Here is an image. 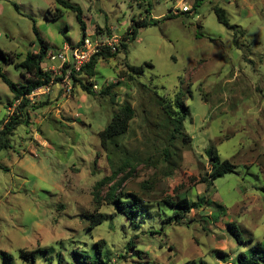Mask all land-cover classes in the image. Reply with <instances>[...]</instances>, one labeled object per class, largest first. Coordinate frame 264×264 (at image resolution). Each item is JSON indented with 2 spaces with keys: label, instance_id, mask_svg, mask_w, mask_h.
Returning a JSON list of instances; mask_svg holds the SVG:
<instances>
[{
  "label": "rangeland",
  "instance_id": "rangeland-1",
  "mask_svg": "<svg viewBox=\"0 0 264 264\" xmlns=\"http://www.w3.org/2000/svg\"><path fill=\"white\" fill-rule=\"evenodd\" d=\"M68 1L81 8L86 34L122 40L132 18L151 23L127 38L125 52L96 62L93 91L72 84L66 94L56 81L31 98L35 107L0 148V264H86L84 255L97 257L99 238L115 264H239L241 252L249 256L264 242V0ZM213 6L225 9L232 28ZM76 15L54 0H0V48L18 54L17 62L37 51L33 25L49 50L74 44L83 33ZM49 63L45 57L41 66ZM127 63L143 65L142 75L102 94ZM0 73L1 120L14 108L4 76L24 82L30 74L2 59ZM177 94L189 107L182 130L190 142L173 140L177 154L153 164L147 158L158 155L169 132L160 98ZM125 102L134 116L120 141L135 168L124 190L147 202L131 219L112 204L102 207L106 216L92 228L94 184L111 171L99 132ZM209 145L235 164L211 184L198 181L210 168ZM114 151L117 161L122 153ZM177 194L210 203L166 222L176 208L161 200ZM232 221L239 238L228 228ZM21 249L35 250V260H24Z\"/></svg>",
  "mask_w": 264,
  "mask_h": 264
},
{
  "label": "trees",
  "instance_id": "trees-1",
  "mask_svg": "<svg viewBox=\"0 0 264 264\" xmlns=\"http://www.w3.org/2000/svg\"><path fill=\"white\" fill-rule=\"evenodd\" d=\"M56 3L62 5L63 7L70 8L77 12V19L82 27V37L85 35V24L82 19L81 8L78 5L72 4L68 0H54ZM202 0H195V4L200 3ZM213 10L216 14L217 20L228 28L233 26L229 23V19L226 15L225 9L220 6H213ZM61 10H56L53 16L61 14ZM182 11V10H181ZM189 11V10H188ZM182 11V12H188ZM151 22L146 19H131L130 24L126 29V34L122 38L119 46L116 47L115 51H110L108 49L96 52L93 54L88 63H86L80 72L72 73L73 86L79 84L81 89L87 93L93 91V85L95 84L91 81V77L94 74V67L99 59H109L115 56L120 51L127 50V43L125 42L127 38L132 41L136 38L140 28L149 25ZM33 30L37 34L39 41V48L37 51H29L26 53L25 57L16 61L14 56L18 55L12 52L4 51L0 48V59L5 61L13 62L15 67L22 68V72L25 71L30 74V76L25 78L24 82H14L4 76L5 82L8 84L9 89L13 93V99L9 101L8 106H13L14 109L11 113H8L6 117L0 120V148L7 147L9 145L10 135L16 126L21 123L29 114L28 107H35L33 102L28 98V94L38 86L49 83L51 80L56 82L59 77L54 75L51 70L44 69L41 66V62L46 56L49 50V44L42 37L38 35V30L35 25H33ZM78 41V42H80ZM147 65L151 66L150 62H146ZM126 68L120 70L116 76L119 77L116 82L110 84L107 83L102 89V94H108L109 90L114 87L121 78L133 79L143 73V65L134 66L130 64L125 65ZM2 75V73H0ZM82 75V78L79 76ZM25 74L23 73V77ZM160 98L159 104L161 105V112L164 127L169 131L168 137L164 145H162L161 150L158 151V155L149 154L148 161L153 164H157L160 157L168 161L169 157L177 154L174 148L173 140H180L181 144H186L190 142L188 135L182 130L183 121L189 115V107L185 104L183 98L177 94L173 98L163 97ZM18 100V103L14 104V101ZM134 116V109L132 106L125 102L119 106L113 113L111 120L108 124L99 132L100 143L102 148L107 153V161L110 165V173L105 174L103 177L98 179L92 191L94 211L89 215L90 227H95L100 224L105 218L106 214L102 211V207H109L111 204L114 205V209L122 212L127 218L131 219L138 216L142 206L146 204L141 195L138 193H129L124 189V183L133 174L135 165L132 163L131 156L129 157L127 152H124V143L120 139L125 135L128 130L129 123ZM173 142V144H172ZM171 147L173 150H171ZM120 150L122 155L117 158V161L113 158L115 149ZM156 150V149H155ZM205 154L208 157L210 168L205 171L203 175L200 176L198 181L206 182L207 184L213 183V181L222 176L227 172H233L235 170V164L228 159H221L216 149L209 145L205 148ZM174 165V162L172 164ZM145 187L149 188L146 184ZM264 190V187H263ZM102 192V193H101ZM165 204L175 207L176 210L172 214L165 216L164 220L166 222H179L182 220L187 213L192 209H198L203 207L204 204H209L210 201L204 196H200L195 200H189L186 196H181L177 194L176 196L167 195L161 200ZM228 228L237 238H239V228L235 222H229ZM95 248L97 251V257L89 258L85 257L86 264H115L111 263V259L105 257L106 242L104 239L99 238L95 241ZM104 250V252H103ZM252 254L247 256L245 253H240L238 255L239 264H264V242H258L253 245ZM22 258L26 261L35 260V250H23L21 249ZM219 254L224 255L225 253L219 250ZM184 264H196L193 260H188ZM198 264H205L204 261H200Z\"/></svg>",
  "mask_w": 264,
  "mask_h": 264
},
{
  "label": "built area",
  "instance_id": "built-area-1",
  "mask_svg": "<svg viewBox=\"0 0 264 264\" xmlns=\"http://www.w3.org/2000/svg\"><path fill=\"white\" fill-rule=\"evenodd\" d=\"M190 9L191 7L188 4L182 2V11H188ZM78 41L74 44L64 43L61 48H58L56 50H48L45 56L50 61V63L45 68H43L51 70L54 75L59 77V80L57 82L61 84L60 88L66 94L69 93L72 89L73 72H80L82 67L89 62L91 56L96 52L106 49L115 51L116 47L119 46L122 40L121 37L117 34L109 32L106 34L85 33L82 40L80 42ZM53 83L54 82L51 80L47 84L38 86L28 94V98L31 100L34 95L49 92L50 86ZM96 87V84H94L93 88ZM16 103H18V100H15L14 104ZM10 107H8V109H10Z\"/></svg>",
  "mask_w": 264,
  "mask_h": 264
}]
</instances>
